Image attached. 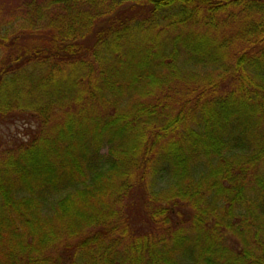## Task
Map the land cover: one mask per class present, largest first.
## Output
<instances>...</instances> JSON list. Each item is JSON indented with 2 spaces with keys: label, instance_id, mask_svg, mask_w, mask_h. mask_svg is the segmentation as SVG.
Listing matches in <instances>:
<instances>
[{
  "label": "trees",
  "instance_id": "obj_1",
  "mask_svg": "<svg viewBox=\"0 0 264 264\" xmlns=\"http://www.w3.org/2000/svg\"><path fill=\"white\" fill-rule=\"evenodd\" d=\"M16 122L0 264H264V0L1 2Z\"/></svg>",
  "mask_w": 264,
  "mask_h": 264
},
{
  "label": "rangeland",
  "instance_id": "obj_2",
  "mask_svg": "<svg viewBox=\"0 0 264 264\" xmlns=\"http://www.w3.org/2000/svg\"><path fill=\"white\" fill-rule=\"evenodd\" d=\"M17 1L14 0H0V3L3 2L6 6L16 5ZM34 127V126H33ZM25 127L22 125V122H16L13 124L0 125V140L10 141L13 137L21 138L24 136ZM26 133V132H25Z\"/></svg>",
  "mask_w": 264,
  "mask_h": 264
}]
</instances>
